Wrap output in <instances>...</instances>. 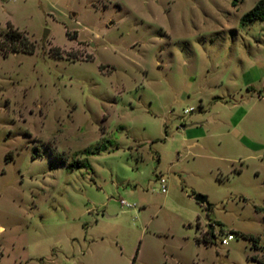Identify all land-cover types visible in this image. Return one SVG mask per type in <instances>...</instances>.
Instances as JSON below:
<instances>
[{"label": "rangeland", "instance_id": "obj_1", "mask_svg": "<svg viewBox=\"0 0 264 264\" xmlns=\"http://www.w3.org/2000/svg\"><path fill=\"white\" fill-rule=\"evenodd\" d=\"M257 1L0 0V264H264Z\"/></svg>", "mask_w": 264, "mask_h": 264}, {"label": "trees", "instance_id": "obj_2", "mask_svg": "<svg viewBox=\"0 0 264 264\" xmlns=\"http://www.w3.org/2000/svg\"><path fill=\"white\" fill-rule=\"evenodd\" d=\"M264 21V0H259L256 2V4L252 7V9H250L247 13H245L241 18H240V24L241 25H247L253 21ZM7 29H8V34L10 37L14 38L15 40L19 41V43H23L25 44L26 40L24 39V37L21 35V33L19 31H17L16 29L12 28V25L10 23H7ZM25 40V41H24ZM0 50H2L0 48ZM11 50L13 52L19 51L17 47H12ZM25 52V51H24ZM26 52H28V54H32L31 50L28 49ZM70 165H83V163L77 161V162H72ZM209 209H207V211H209ZM258 210L260 211H264V207L259 208ZM250 240L254 241V238L251 237Z\"/></svg>", "mask_w": 264, "mask_h": 264}, {"label": "built area", "instance_id": "obj_3", "mask_svg": "<svg viewBox=\"0 0 264 264\" xmlns=\"http://www.w3.org/2000/svg\"><path fill=\"white\" fill-rule=\"evenodd\" d=\"M193 110V108H189L184 110V114H189L191 111ZM166 181L164 178H159L158 180V184H159V190L161 193H166V185H165ZM120 204L122 207H130L129 204H127L124 200L120 201ZM234 235L232 233H228L225 235V237H223L220 240V244L226 246L230 241H232L234 239Z\"/></svg>", "mask_w": 264, "mask_h": 264}, {"label": "water", "instance_id": "obj_4", "mask_svg": "<svg viewBox=\"0 0 264 264\" xmlns=\"http://www.w3.org/2000/svg\"><path fill=\"white\" fill-rule=\"evenodd\" d=\"M49 31L45 30L42 36V41H44L45 37L48 35ZM194 200L200 205H204L206 209L210 208V204L208 203V199L205 195L197 194L194 196Z\"/></svg>", "mask_w": 264, "mask_h": 264}]
</instances>
